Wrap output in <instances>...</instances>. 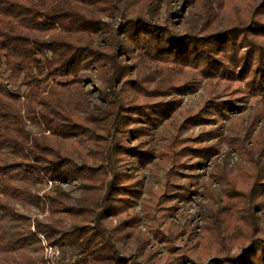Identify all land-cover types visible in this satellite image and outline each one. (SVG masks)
Listing matches in <instances>:
<instances>
[{
  "label": "trees",
  "instance_id": "trees-1",
  "mask_svg": "<svg viewBox=\"0 0 264 264\" xmlns=\"http://www.w3.org/2000/svg\"><path fill=\"white\" fill-rule=\"evenodd\" d=\"M174 1L0 0V264H45L41 235L60 249L59 264H144L129 242L138 216H123L141 183L123 160L149 165L150 149L128 141L151 137L179 104L150 98L209 81L204 112L214 115L186 122L200 123L237 106L236 98L220 99L234 81L264 118V0H180L190 11L180 15L185 32L169 25L175 10L161 15ZM88 82L98 84L101 114L86 98ZM88 142L86 154L80 147ZM172 148L161 156L175 168L184 153L201 160L213 151ZM262 177L264 159L251 174L253 188ZM74 179L84 190L71 202L57 183ZM48 181L54 188L40 194ZM33 208L50 214L32 223ZM261 242L209 264H264Z\"/></svg>",
  "mask_w": 264,
  "mask_h": 264
},
{
  "label": "rangeland",
  "instance_id": "rangeland-1",
  "mask_svg": "<svg viewBox=\"0 0 264 264\" xmlns=\"http://www.w3.org/2000/svg\"><path fill=\"white\" fill-rule=\"evenodd\" d=\"M165 9L162 17L175 10L177 14L171 15L169 25L185 32L180 15L190 14L188 6L176 0ZM188 72L199 81L197 72ZM229 85L220 99L236 98L237 106L224 111V117L195 124L186 123L187 119L197 113L205 117L215 113L204 112L205 103L211 98L209 81L196 82L194 90L187 94L168 93L150 98V101H178V108L151 132V137L132 136L128 141L129 146L150 149L152 154L147 166L139 164L133 156L123 160L141 183V197L123 216L130 213L138 216L129 242L135 259H143L144 264H209L216 257L246 253L253 239H264V177L257 180L254 188L251 178L264 159V118L256 115L254 102L237 89L241 83L233 81ZM219 89L221 85L212 87L216 92ZM84 91L91 108L101 114L105 103L97 82L85 83ZM200 138L205 139L202 144L197 142ZM68 145L72 149L77 147ZM90 145L88 142L80 148L88 154L93 148ZM186 145L195 148L210 145L213 151L210 157L201 160L184 153L177 157L176 163L181 166L176 168L172 167V159L161 156L167 149L176 151ZM88 161L94 163L90 156ZM57 184L70 193L71 202L83 194L84 182L80 179ZM48 185H44L40 194L51 192L55 186ZM27 214L33 223L34 219L45 220L50 212L33 208ZM134 234L140 239L135 240ZM136 247L143 256L134 253Z\"/></svg>",
  "mask_w": 264,
  "mask_h": 264
},
{
  "label": "built area",
  "instance_id": "built-area-1",
  "mask_svg": "<svg viewBox=\"0 0 264 264\" xmlns=\"http://www.w3.org/2000/svg\"><path fill=\"white\" fill-rule=\"evenodd\" d=\"M49 187L53 186V181H48ZM41 240L43 244V256L45 264H59L60 259V249L56 246L51 245L44 235H41Z\"/></svg>",
  "mask_w": 264,
  "mask_h": 264
}]
</instances>
